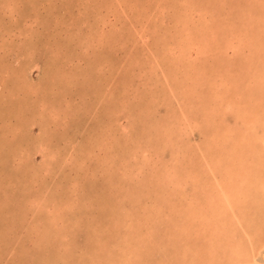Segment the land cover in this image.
I'll list each match as a JSON object with an SVG mask.
<instances>
[{"label":"rangeland","instance_id":"374dc122","mask_svg":"<svg viewBox=\"0 0 264 264\" xmlns=\"http://www.w3.org/2000/svg\"><path fill=\"white\" fill-rule=\"evenodd\" d=\"M0 264H264V0H0Z\"/></svg>","mask_w":264,"mask_h":264}]
</instances>
